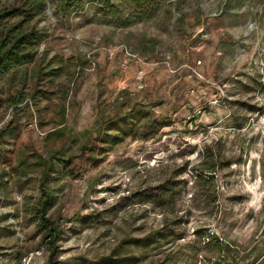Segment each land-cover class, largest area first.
Returning <instances> with one entry per match:
<instances>
[{"label": "rangeland", "instance_id": "rangeland-1", "mask_svg": "<svg viewBox=\"0 0 264 264\" xmlns=\"http://www.w3.org/2000/svg\"><path fill=\"white\" fill-rule=\"evenodd\" d=\"M127 4L0 0V264H264V0Z\"/></svg>", "mask_w": 264, "mask_h": 264}, {"label": "trees", "instance_id": "trees-1", "mask_svg": "<svg viewBox=\"0 0 264 264\" xmlns=\"http://www.w3.org/2000/svg\"><path fill=\"white\" fill-rule=\"evenodd\" d=\"M62 5H65L66 7H75L81 3L82 0H60ZM128 2L127 6L132 9V12L139 13L143 16L147 15L149 17H152L158 7L164 3L171 2L173 0H125V2ZM15 12L13 11H0V24L3 20L13 16ZM37 38L35 35H29V36H21L18 39L14 41V43L8 48L5 49L4 47L0 46V75L9 72L11 69L22 66L28 62L31 61L32 55L30 52H27L24 50L25 46L28 44H32L34 40ZM140 115V114H139ZM134 116L131 118L132 120H136V117L139 118V120L147 119L148 116ZM131 122L130 119L126 118L124 121H121L119 123L118 128L123 130L124 126H127L128 123ZM157 123V122H153ZM112 128L108 129L110 131ZM114 129V128H113ZM119 131V132H120ZM109 135L108 132H106V136ZM115 138H118V136H115ZM50 167H48L49 169ZM46 194V192H44ZM51 206V198H46L39 207V213H40V222L39 227L40 229L45 232V238L46 241L48 240L50 245H55L58 239L62 236L61 229L53 223L51 220L46 218V211ZM96 216H85L82 217L81 220L84 222H90L91 220H94ZM153 239V238H152ZM151 238L148 240L142 242L135 241L134 245H137L136 247L141 248H147L151 245H154L156 243H159L161 239H166L165 237L161 238H155L154 241H152ZM222 245L220 243L215 244V248L220 250ZM55 253V250L53 252V255ZM112 258H106L103 260L106 264H113L111 263ZM54 263V262H53ZM54 264H60L54 263ZM165 264H183L180 259H169Z\"/></svg>", "mask_w": 264, "mask_h": 264}]
</instances>
